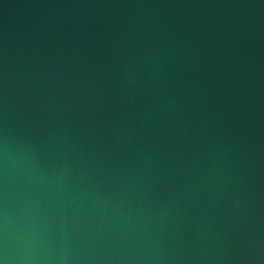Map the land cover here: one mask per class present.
Returning <instances> with one entry per match:
<instances>
[{
	"label": "water",
	"instance_id": "95a60500",
	"mask_svg": "<svg viewBox=\"0 0 264 264\" xmlns=\"http://www.w3.org/2000/svg\"><path fill=\"white\" fill-rule=\"evenodd\" d=\"M0 264H264V0H0Z\"/></svg>",
	"mask_w": 264,
	"mask_h": 264
}]
</instances>
